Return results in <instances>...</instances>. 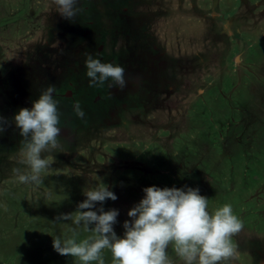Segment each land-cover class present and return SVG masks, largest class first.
<instances>
[{"label": "rangeland", "instance_id": "obj_1", "mask_svg": "<svg viewBox=\"0 0 264 264\" xmlns=\"http://www.w3.org/2000/svg\"><path fill=\"white\" fill-rule=\"evenodd\" d=\"M93 6L78 0L69 21L52 0H0V161L23 162L12 118L49 86L61 129V147L42 153L49 167L41 182H19L15 162L0 179V264H79L54 251L53 238L76 227L56 218L74 216L84 192L101 183L118 194L96 205L118 210V237L144 188H198L210 212L229 204L242 221L233 264H264V0ZM200 50L208 67L192 72ZM89 54L122 66L126 87L90 86ZM47 69L60 80L40 82ZM26 83L31 89H17ZM77 232L78 241L92 235ZM168 254L183 264L171 245ZM102 256L112 264L110 252Z\"/></svg>", "mask_w": 264, "mask_h": 264}, {"label": "clouds", "instance_id": "obj_2", "mask_svg": "<svg viewBox=\"0 0 264 264\" xmlns=\"http://www.w3.org/2000/svg\"><path fill=\"white\" fill-rule=\"evenodd\" d=\"M52 3L62 18L69 21L81 11L78 0H52ZM85 67L90 86H103L111 81L109 87H126L122 66L103 63L89 54ZM54 92V86L47 87L30 109L22 108L12 118L24 138L23 163L29 169L27 173L13 170L21 183L41 182L40 173L49 167L42 153L61 147L59 102ZM73 110L78 118L85 116L79 101L74 102ZM143 192L144 197L127 212L130 219L124 221L123 236L118 237L113 227L118 210L96 207L106 200L115 201L116 195L102 183L90 188L84 192L86 199L78 204L74 216L62 214L56 218L71 220L76 227L70 229V238H53L54 251L74 258L79 264H105L104 250L111 253L112 264H173L168 254L170 245L183 264H233L238 258L232 238L242 230L243 224L233 214L231 205L225 204L210 212L209 199L200 195L198 188L152 186ZM80 227L92 235L78 241Z\"/></svg>", "mask_w": 264, "mask_h": 264}, {"label": "trees", "instance_id": "obj_3", "mask_svg": "<svg viewBox=\"0 0 264 264\" xmlns=\"http://www.w3.org/2000/svg\"><path fill=\"white\" fill-rule=\"evenodd\" d=\"M38 44H39V42H38ZM38 44H37V46H38ZM207 51V50H206ZM208 52V51H207ZM199 54V56H197ZM217 54H219V53H217ZM212 56L210 57V59L209 60H211L212 62H214V60L216 59V53H214V51H213V53L211 54ZM196 56H197V59H196ZM194 58H195V64H194V67L192 68V72L193 71H195V69H196V65L197 64H199V66L197 67L198 69H201V70H205L207 67H208V65H206L205 64V62H206V60H204L205 59V57L202 55V52H201V50L194 56ZM203 63V64H202ZM203 66V67H202ZM209 70V73L208 74H211L210 72H213V70H211V69H208ZM208 72V71H207ZM194 74V73H193ZM205 76V75H204ZM193 81V80H192ZM264 81V80H263ZM27 84V83H26ZM28 85V84H27ZM29 86V85H28ZM189 88V87H188ZM188 88H187V90H188ZM33 89V88H32ZM186 90V91H187ZM174 91L172 90L171 91V93L170 94H172ZM13 123V122H12ZM12 126H14V128H16V126H15V123H13V125ZM68 132V131H67ZM8 158L9 157H6V160L5 161H0V179L2 180V179H8L7 178V175H10V172L8 171V169L7 168H9L10 166H12V162H15V161H11V160H9L8 161ZM9 159H13V158H9ZM17 164H18V166H19V168H20V170H22V171H24V169L26 168V166H24L25 164L23 163V162H21V161H19V162H15L14 163V165H16V168H18V166H17ZM11 175H13V174H11ZM5 179V180H6ZM118 194H116V196H117ZM121 196V195H120ZM120 198V197H119ZM119 207V206H118ZM117 207V208H118Z\"/></svg>", "mask_w": 264, "mask_h": 264}, {"label": "bare ground", "instance_id": "obj_4", "mask_svg": "<svg viewBox=\"0 0 264 264\" xmlns=\"http://www.w3.org/2000/svg\"><path fill=\"white\" fill-rule=\"evenodd\" d=\"M34 50H35V47H34ZM37 50V49H36ZM25 62H27V61H25ZM24 62V63H25ZM50 67V66H49ZM52 67V66H51ZM52 71V70H51ZM51 71H49V69H47L46 71H44V73H43V78L40 80V81H43V82H50V81H57L59 78H60V74H58V72L55 74V75H57V76H52V77H48L50 74H51ZM10 80V79H9ZM8 80V81H9ZM39 82V81H38ZM11 83V82H10ZM4 85V84H3ZM27 88L28 89H31L28 85H27ZM34 90V89H33ZM13 96V95H12ZM14 98H16V97H14ZM133 118V117H132ZM130 119V118H129ZM136 120V119H135ZM133 121H134V119H133ZM132 176V175H131ZM130 177V176H129Z\"/></svg>", "mask_w": 264, "mask_h": 264}, {"label": "flooded vegetation", "instance_id": "obj_5", "mask_svg": "<svg viewBox=\"0 0 264 264\" xmlns=\"http://www.w3.org/2000/svg\"><path fill=\"white\" fill-rule=\"evenodd\" d=\"M81 0H79V2H80ZM104 1L105 0H91V3H93V7L94 8H96V9H100L101 7H102V5H103V3H104ZM41 7V6H40ZM41 10H43V12L45 13V11L47 10V9H45V7L44 8H40ZM43 14V13H42ZM29 35H32V32L29 34ZM32 39H34V38H32ZM16 78V77H15ZM60 80V79H59ZM41 82V81H40ZM18 85V84H17ZM24 86H27V84H22V85H19V86H16L17 87V89H19V87L23 90V89H25L24 88ZM32 88H33V86H32ZM62 95V94H61ZM63 95H65V93L63 94ZM27 97H28V95H27ZM75 96H73L72 98H74Z\"/></svg>", "mask_w": 264, "mask_h": 264}, {"label": "crops", "instance_id": "obj_6", "mask_svg": "<svg viewBox=\"0 0 264 264\" xmlns=\"http://www.w3.org/2000/svg\"><path fill=\"white\" fill-rule=\"evenodd\" d=\"M216 6V5H215ZM216 9H214V10H216L217 12H219L220 14H223L221 11H219V10H217L218 8L217 7H215Z\"/></svg>", "mask_w": 264, "mask_h": 264}]
</instances>
